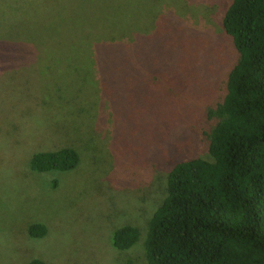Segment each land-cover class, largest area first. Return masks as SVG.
I'll return each mask as SVG.
<instances>
[{
    "label": "rangeland",
    "instance_id": "1",
    "mask_svg": "<svg viewBox=\"0 0 264 264\" xmlns=\"http://www.w3.org/2000/svg\"><path fill=\"white\" fill-rule=\"evenodd\" d=\"M228 1L0 0V39L35 52H11L22 64L0 72V264H122L141 255L145 237L120 252L111 233L146 229L165 196L173 143L205 156L189 136L206 127L235 62L220 27ZM168 13L184 25L170 42L155 28ZM153 73L162 86L172 77L173 101L153 99ZM168 106L171 132L147 141L150 128H163L159 112L171 120ZM64 147L78 152L74 169L30 170L33 153ZM33 223L46 234L31 236Z\"/></svg>",
    "mask_w": 264,
    "mask_h": 264
},
{
    "label": "trees",
    "instance_id": "2",
    "mask_svg": "<svg viewBox=\"0 0 264 264\" xmlns=\"http://www.w3.org/2000/svg\"><path fill=\"white\" fill-rule=\"evenodd\" d=\"M159 17L156 31L169 42L184 30L178 17L169 13ZM220 27L231 43L235 62L221 102L207 110L206 127L193 128L189 136L192 145L202 146L205 156L182 152L177 143L167 148L165 196L146 229L123 224L111 233L110 243L120 252L145 237L139 241L141 255H124L122 264H264V0H229ZM17 44L0 39V72L22 64L11 52L35 55L30 46ZM166 49L171 52L175 47L168 44ZM165 78L162 86L157 73L151 74L150 93L155 100L160 95L170 102L174 100L170 96L175 93L173 81ZM166 109L171 120L159 112L163 128H150V134H144L147 141L162 142L171 132L172 116L169 106ZM114 116L117 119L116 110ZM78 162V152L64 147L33 153L29 168L33 172L69 171ZM46 232L42 223L28 227L33 237ZM28 264L47 263L33 258Z\"/></svg>",
    "mask_w": 264,
    "mask_h": 264
}]
</instances>
